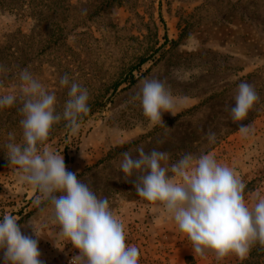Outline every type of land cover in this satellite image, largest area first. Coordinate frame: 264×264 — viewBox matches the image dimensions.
Segmentation results:
<instances>
[{
    "label": "rangeland",
    "instance_id": "rangeland-1",
    "mask_svg": "<svg viewBox=\"0 0 264 264\" xmlns=\"http://www.w3.org/2000/svg\"><path fill=\"white\" fill-rule=\"evenodd\" d=\"M0 66V94L19 95V72L28 69L56 94L57 111L68 99L62 76L88 89L91 110L78 133L62 120L47 146L98 197L108 198L126 244L139 250V264L241 261L235 255L195 259L174 220L139 197L119 165L122 153L138 156V147L166 151L170 163L184 153L210 154L245 183L249 206L264 198V0H0ZM145 78L166 81L177 101L176 116L163 113L166 127H151L134 99ZM242 81L260 98L241 122L252 125L247 137L226 110L235 106ZM20 107L18 100L0 109V219L19 218L21 232L39 240L44 264H75L78 250L60 235L53 206L34 203L36 191L6 158L10 138L22 142Z\"/></svg>",
    "mask_w": 264,
    "mask_h": 264
},
{
    "label": "clouds",
    "instance_id": "clouds-1",
    "mask_svg": "<svg viewBox=\"0 0 264 264\" xmlns=\"http://www.w3.org/2000/svg\"><path fill=\"white\" fill-rule=\"evenodd\" d=\"M87 9L82 10L86 14ZM0 71H5L0 66ZM19 95L0 94V109L12 108L19 100L22 107V142L10 138L4 147L10 166L19 179L36 191L34 203H50L52 218L60 235L78 250L75 264H139L136 246L126 244L124 224L112 211L107 197L100 198L88 184L68 171L64 156L47 146L55 124L65 121L72 135L78 133L82 120L90 113L89 91L67 75L59 79L68 89L62 111H57V97L28 69L19 72ZM2 86V82H0ZM134 99L140 101L151 127H166L163 113L177 115V101L166 81L145 78L139 83ZM253 85L240 82L234 96L235 106L226 108L238 131L247 137L251 124H243L259 102ZM207 139L214 143L215 132ZM122 153L119 165L125 182L133 183L137 195L165 212L190 241L194 257L213 255L217 261L235 255L245 260L251 249L264 247V198L249 206L245 183L234 170L210 154L184 153L170 163V153L136 149ZM134 178V179H133ZM43 211V209H42ZM19 218L5 214L0 219V259L3 264H44L38 239L21 232ZM36 237H40L35 227Z\"/></svg>",
    "mask_w": 264,
    "mask_h": 264
},
{
    "label": "trees",
    "instance_id": "trees-1",
    "mask_svg": "<svg viewBox=\"0 0 264 264\" xmlns=\"http://www.w3.org/2000/svg\"><path fill=\"white\" fill-rule=\"evenodd\" d=\"M260 254V255H259ZM259 258H263L261 261H258ZM264 263V247H261L259 244L255 245L250 253L249 256L243 260L236 263L229 262L228 264H263Z\"/></svg>",
    "mask_w": 264,
    "mask_h": 264
}]
</instances>
